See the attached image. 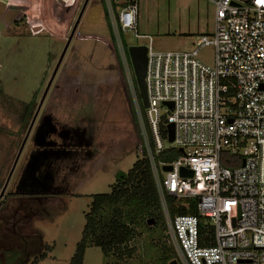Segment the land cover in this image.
<instances>
[{
	"label": "rangeland",
	"instance_id": "1",
	"mask_svg": "<svg viewBox=\"0 0 264 264\" xmlns=\"http://www.w3.org/2000/svg\"><path fill=\"white\" fill-rule=\"evenodd\" d=\"M18 1L26 6L15 12L0 2V192L29 126L19 132L18 108L33 98L37 107L84 2L64 0L68 5L57 18L56 0H45L56 31L51 35L33 34L27 25L39 13L38 1ZM136 5L137 33L151 38L155 51H189L199 35L213 32V7L204 0H136ZM121 41L127 48L148 46L147 38L131 33H122ZM121 57L102 1L89 0L5 190L15 192L16 264H32L45 252L37 264H69L92 196L108 193L141 155ZM198 59L213 65V48L201 49ZM166 110L160 109L161 116ZM147 226L135 228L128 244L132 258L119 261L88 246L82 264H154L159 236L174 247L168 230Z\"/></svg>",
	"mask_w": 264,
	"mask_h": 264
},
{
	"label": "built area",
	"instance_id": "2",
	"mask_svg": "<svg viewBox=\"0 0 264 264\" xmlns=\"http://www.w3.org/2000/svg\"><path fill=\"white\" fill-rule=\"evenodd\" d=\"M37 1L39 13L27 20L30 31L56 35L45 0ZM125 1L127 5L115 12L113 3ZM204 1L213 7V32L199 35L191 50L181 52L155 51L151 38L138 35L136 0L104 3L175 260L178 264H264V0ZM0 2L13 12L26 6L18 0ZM118 28L148 39L144 113L135 97ZM206 47L214 50L213 65L198 59ZM165 103H171L172 109ZM162 107L167 108L166 117L161 116ZM145 124L155 155L168 148L182 149L181 155L170 164H155ZM168 124L173 126L172 142L167 133L165 141L161 137V127L167 132ZM165 166L171 170L163 172ZM181 168L191 171L192 177H181ZM167 196L185 209L193 202L196 215L170 219ZM199 217L205 219L201 226Z\"/></svg>",
	"mask_w": 264,
	"mask_h": 264
},
{
	"label": "trees",
	"instance_id": "3",
	"mask_svg": "<svg viewBox=\"0 0 264 264\" xmlns=\"http://www.w3.org/2000/svg\"><path fill=\"white\" fill-rule=\"evenodd\" d=\"M101 1L104 6L105 18L109 22L105 3L103 0ZM126 5V1L121 4L113 3L114 8H123ZM109 26L112 40L115 43V36L110 22ZM118 33L121 39L122 32L120 28H118ZM122 46L126 60L130 65L127 46L124 44H122ZM130 71L132 72L131 67ZM131 74L135 97L140 111L144 113L134 74ZM0 95H2L1 91ZM130 105L140 138L141 155L137 157L131 169H129L126 174H119L116 184L110 187V191L108 193L96 194L92 196L89 210L85 215V225L81 240L77 244L75 253L69 264H82L84 253L88 246L98 247L105 256L109 257V255H112L119 261L132 258L134 255V249L128 244L134 238L136 234L135 228L139 225V223H145V225H148L147 221L153 220L154 223L152 225H154L155 228L163 233L167 231L165 216L162 212L157 187L151 169L150 159L148 157L147 147L144 144V140L138 126L131 98ZM35 108L36 102L34 98L31 101L22 104L18 108L17 122L19 132H23L29 125ZM145 129L148 147L155 164H170L181 155L178 149L175 148H168L161 151L158 155H155V145L147 124H145ZM166 133V127L162 126V141L166 140ZM180 204L181 203L175 198L166 197V207L170 219H172L175 215H196L197 211L193 202H190L188 209L180 207ZM204 220V218L199 217L200 226L203 224ZM152 225H148L147 228L151 229L152 227L150 226ZM162 238L163 234L162 237L159 236L157 238L159 244H161V248L159 256L154 264H169L172 260L176 259L174 249L170 245H166ZM165 238H167V235H165ZM210 242L213 244L212 239H210ZM46 254L47 253L45 252L34 259L32 264H37L39 260L46 257Z\"/></svg>",
	"mask_w": 264,
	"mask_h": 264
},
{
	"label": "water",
	"instance_id": "4",
	"mask_svg": "<svg viewBox=\"0 0 264 264\" xmlns=\"http://www.w3.org/2000/svg\"><path fill=\"white\" fill-rule=\"evenodd\" d=\"M88 1L89 0H84L82 6L80 8L79 14H78V16H77V18L75 20V23H74V25H73V27L71 29V32H70V34H69V36L67 38V41H66V43H65V45L63 47L61 55L59 56V59H58L56 65L54 67V70H53V72H52L47 84H46V87H45V89L43 91V94H42V96L40 98V101H39V103H38V105L36 107V110H35L32 118H31V121L29 123V126H28V129L26 131L25 137L23 138V141H22V143H21V145H20V147L18 149V152H17L16 157L14 159V162L12 164V167H11V169L9 171L8 177H7V179H6V181H5L4 185H3L0 197L2 196V193L4 192V190H5V188H6L7 184H8V180H9V178H10V176H11V174H12L14 168H15V165H16L18 159H19V156H20V154H21V152L23 150V147H24V145H25V143L27 141V138H28V136L30 134V131H31L32 127H33V124H34V122L36 120L38 112H39V110H40V108H41V106H42V104L44 102V99H45V97H46V95H47V93L49 91V88H50V86H51V84H52V82H53V80L55 78V75H56V73H57V71L59 69V66H60V64L62 62V59H63V57L65 55V52H66V50L68 48V45H69V43H70V41H71V39H72V37L74 35L76 27H77V25L80 22V18L82 16V13H83ZM64 6H65V1L64 0H56L55 1V14H56L57 18L60 17ZM36 31H38V30H36ZM127 53H128V56H129L131 68H132V71H133V74H134V78H135V81H136V84H137V87H138V90H139L142 106H143V108H147L148 107V103H147L146 87H145V81H144L145 70H146V62H147V48L145 46H130V47L127 48ZM165 106L170 108V109H172V104L171 103H165ZM167 140H168V142H172L173 141V126H172V124H168V126H167ZM178 151L180 153L183 152L182 149H179ZM170 170H171V168L169 166L162 167V171L163 172H167V171H170ZM192 175L193 174H192L191 171L183 169V168L180 169V176L181 177L191 178ZM153 223H154L153 220H148L147 221L148 225H152ZM169 264H178V262L176 260H172Z\"/></svg>",
	"mask_w": 264,
	"mask_h": 264
},
{
	"label": "flooded vegetation",
	"instance_id": "5",
	"mask_svg": "<svg viewBox=\"0 0 264 264\" xmlns=\"http://www.w3.org/2000/svg\"><path fill=\"white\" fill-rule=\"evenodd\" d=\"M5 190L0 197V264H16L14 258V254L16 253L15 241L13 237V222L15 218L13 202L15 192L6 193Z\"/></svg>",
	"mask_w": 264,
	"mask_h": 264
}]
</instances>
